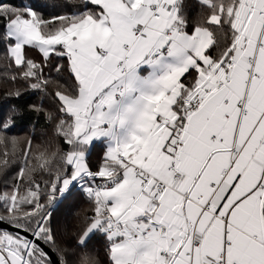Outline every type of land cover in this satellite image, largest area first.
Listing matches in <instances>:
<instances>
[{
	"label": "snow or ice",
	"instance_id": "1",
	"mask_svg": "<svg viewBox=\"0 0 264 264\" xmlns=\"http://www.w3.org/2000/svg\"><path fill=\"white\" fill-rule=\"evenodd\" d=\"M52 6L0 0V264H264V0Z\"/></svg>",
	"mask_w": 264,
	"mask_h": 264
},
{
	"label": "trees",
	"instance_id": "2",
	"mask_svg": "<svg viewBox=\"0 0 264 264\" xmlns=\"http://www.w3.org/2000/svg\"><path fill=\"white\" fill-rule=\"evenodd\" d=\"M6 2L20 5L22 3H28L29 0H6ZM33 3H37L41 5L42 10L46 15H54L57 12L61 11L60 8L53 7L55 3L58 2V0H31ZM191 11H195V8H192ZM11 85L8 83L0 80V91L10 88ZM43 101L46 107H48L51 104V101H49L47 98L42 97L39 93H26L24 97L19 101H9L8 103H16L20 105H24L27 103H39ZM2 103V102H0ZM6 108L7 105H4ZM44 119L43 117L37 118L35 114L32 113H26L24 117L19 121L18 127L15 129V134L21 135V136H27L32 133L33 125H36V135H37V142H39V138L42 136V133L44 131ZM99 152V149H97L96 152L93 153V159L95 160L97 153ZM82 207H87V205H83ZM103 240L101 239L99 243L97 244V247H102Z\"/></svg>",
	"mask_w": 264,
	"mask_h": 264
}]
</instances>
